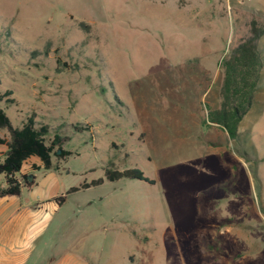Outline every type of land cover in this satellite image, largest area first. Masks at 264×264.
Returning a JSON list of instances; mask_svg holds the SVG:
<instances>
[{"label": "rangeland", "instance_id": "rangeland-1", "mask_svg": "<svg viewBox=\"0 0 264 264\" xmlns=\"http://www.w3.org/2000/svg\"><path fill=\"white\" fill-rule=\"evenodd\" d=\"M253 20L264 24V0H0V93L16 101L0 108L15 128L35 113L72 153L53 156L58 170L31 172L32 195L104 179L67 196L71 255L264 264V37L238 136L209 119L223 63ZM109 162L156 183L110 182Z\"/></svg>", "mask_w": 264, "mask_h": 264}, {"label": "trees", "instance_id": "trees-1", "mask_svg": "<svg viewBox=\"0 0 264 264\" xmlns=\"http://www.w3.org/2000/svg\"><path fill=\"white\" fill-rule=\"evenodd\" d=\"M250 33V36L243 39L230 58L223 63L221 104L218 109L209 113L210 121L224 127L231 138L238 136L240 123L255 103L263 69L259 41L264 37V24L253 20ZM12 95V91L9 90L3 94L0 93V103L15 104V99L10 98ZM36 118V114L33 113L20 128H15L6 112L0 108V130H7L9 133L7 136H0V175L5 176V186L0 188L1 201L19 196L24 187L32 186L33 183L28 180L27 176L20 178L23 166L29 159L37 158L41 162V166H32L34 171L41 168L51 170L54 168L53 156L67 159L72 154L62 148L65 137L55 133L50 140L51 126L38 123ZM59 150L60 153H58ZM124 178L144 181L151 185L156 183L138 168L120 171L115 168L113 162H109L105 169V179L116 182ZM103 182L104 179L101 178L84 183L80 187H71L65 195L55 200L61 204L66 201L69 194L98 186Z\"/></svg>", "mask_w": 264, "mask_h": 264}, {"label": "crops", "instance_id": "crops-1", "mask_svg": "<svg viewBox=\"0 0 264 264\" xmlns=\"http://www.w3.org/2000/svg\"><path fill=\"white\" fill-rule=\"evenodd\" d=\"M32 159L30 169L20 174L32 186L24 187L19 196L0 200V264H88L71 255V215L63 211L69 197L59 204L57 196L43 200L32 195L38 182L35 175L29 179L31 172L55 170L34 171L32 166L41 162L31 158L26 163ZM4 186L5 181L0 188Z\"/></svg>", "mask_w": 264, "mask_h": 264}, {"label": "water", "instance_id": "water-1", "mask_svg": "<svg viewBox=\"0 0 264 264\" xmlns=\"http://www.w3.org/2000/svg\"><path fill=\"white\" fill-rule=\"evenodd\" d=\"M58 153H60V151H59ZM32 178H33V177L29 176V179H30V180H32Z\"/></svg>", "mask_w": 264, "mask_h": 264}]
</instances>
